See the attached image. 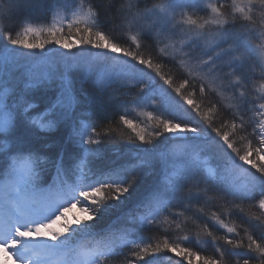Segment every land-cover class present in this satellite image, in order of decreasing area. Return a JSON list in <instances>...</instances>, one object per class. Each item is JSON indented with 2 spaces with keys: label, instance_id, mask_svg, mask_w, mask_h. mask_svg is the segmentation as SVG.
I'll use <instances>...</instances> for the list:
<instances>
[{
  "label": "snow or ice",
  "instance_id": "snow-or-ice-1",
  "mask_svg": "<svg viewBox=\"0 0 264 264\" xmlns=\"http://www.w3.org/2000/svg\"><path fill=\"white\" fill-rule=\"evenodd\" d=\"M0 253L264 264V0H0Z\"/></svg>",
  "mask_w": 264,
  "mask_h": 264
},
{
  "label": "trees",
  "instance_id": "trees-1",
  "mask_svg": "<svg viewBox=\"0 0 264 264\" xmlns=\"http://www.w3.org/2000/svg\"><path fill=\"white\" fill-rule=\"evenodd\" d=\"M118 121H119V114L112 116V124L113 127L116 128V131L113 133L114 139L111 141H105L103 144L99 146V151L95 154L96 157L98 158V162L111 163L115 161L116 163H123L124 158H126V156L122 158V154H125L127 152V149L130 147V145H127L125 143V140L129 135H134V134L131 133V130L128 129L126 126L121 125L119 127H116ZM121 136L124 139H120ZM40 139L43 140L45 138H40ZM162 139L163 138H161V140ZM162 145L163 144H161V146ZM39 146L43 147V144L41 143ZM150 181H151V176L148 174L146 170L144 182L149 183ZM133 201H134V197L130 199L129 204L112 209L111 215L107 218L108 222L115 221L117 217L123 216V214L126 213L129 210V208L132 206ZM189 227H191V225ZM193 250L200 251L201 255L211 254V249L207 245L193 246ZM182 260L183 257L180 256L177 257L173 253H165L162 254L160 260L157 261V264H178V262ZM193 260H194V264H199V262L196 261L195 258H193ZM184 264H187V262L184 261Z\"/></svg>",
  "mask_w": 264,
  "mask_h": 264
},
{
  "label": "rangeland",
  "instance_id": "rangeland-1",
  "mask_svg": "<svg viewBox=\"0 0 264 264\" xmlns=\"http://www.w3.org/2000/svg\"><path fill=\"white\" fill-rule=\"evenodd\" d=\"M74 39V38H73ZM121 111H123V110H121ZM128 118L129 119H132L134 122H140L141 124H143L144 123V117H142L140 114H139V110H132L131 108H129V111H128ZM166 138H163L162 140H165ZM163 146V145H162ZM246 167H248L247 165H246ZM149 179V178H148ZM77 215H79V216H83L84 214L83 213H81L80 212V210H79V206H77L76 208H73L72 210H71V212H69L68 213V218H69V220H71L74 216H77ZM173 254H175V253H173ZM176 255V254H175ZM177 256V255H176ZM177 257H179V256H177ZM179 260H180V258H179ZM0 264H5V262H4V256H3V254L2 253H0ZM7 264H12V261L11 260H8L7 261Z\"/></svg>",
  "mask_w": 264,
  "mask_h": 264
}]
</instances>
